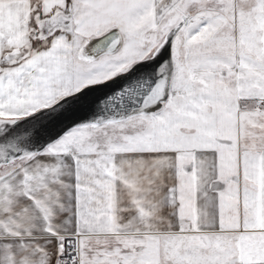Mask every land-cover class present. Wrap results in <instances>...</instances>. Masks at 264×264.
<instances>
[{"label":"snow or ice","instance_id":"snow-or-ice-1","mask_svg":"<svg viewBox=\"0 0 264 264\" xmlns=\"http://www.w3.org/2000/svg\"><path fill=\"white\" fill-rule=\"evenodd\" d=\"M0 264H264V0H0Z\"/></svg>","mask_w":264,"mask_h":264}]
</instances>
